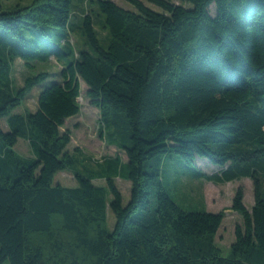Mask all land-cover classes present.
Here are the masks:
<instances>
[{
	"label": "trees",
	"instance_id": "16d2710c",
	"mask_svg": "<svg viewBox=\"0 0 264 264\" xmlns=\"http://www.w3.org/2000/svg\"><path fill=\"white\" fill-rule=\"evenodd\" d=\"M127 1L134 9L86 0L96 9L79 16L75 0L0 5V264H264V0H148L160 11ZM53 57L61 79L44 86L36 110L15 112L50 75L18 87L15 61L36 69ZM81 79L100 135L126 161L76 168L72 132L62 128L81 111ZM20 137L32 156L14 149ZM172 153L218 164L221 172L200 171L216 183L253 180L251 209L242 186L233 199L242 222L228 256L216 241L225 212L184 209L168 192L162 171ZM65 169L76 186L54 183ZM118 176L131 181L127 204Z\"/></svg>",
	"mask_w": 264,
	"mask_h": 264
},
{
	"label": "rangeland",
	"instance_id": "374dc122",
	"mask_svg": "<svg viewBox=\"0 0 264 264\" xmlns=\"http://www.w3.org/2000/svg\"><path fill=\"white\" fill-rule=\"evenodd\" d=\"M31 0H0V5L4 8L15 6L17 3H27ZM119 5L134 9V6L127 0H115ZM149 7L160 11V7L156 4L143 0ZM177 4L190 6L185 0H172ZM94 8V4H88L86 0H75L74 12L79 16L83 10ZM98 10V9H97ZM210 12L215 15L217 10L215 5H211ZM98 13V11H97ZM76 16L72 18L73 23L76 21ZM96 20V28L101 37L105 36L106 30L102 29L100 19H104L102 15L100 18L94 12ZM73 39L76 42L77 49L84 47V38L80 28H76L73 33ZM15 67V84L20 86L24 83V79L28 75H34L41 70L50 73L49 78L43 83L38 84L29 94L22 105L15 109V112H26L29 110L37 109V99L40 91L50 83L61 79V68L58 60L53 57L49 62L36 63L34 69L29 67L22 59H17L14 63ZM81 92L79 97L81 104V111L67 119L62 129H69L72 132V141L68 146V150L74 153L78 158L76 168L83 171L84 167L88 169H98L99 164L103 163L106 158L120 156L123 161L127 160V155L124 150L116 145L106 142L100 135V110L90 103L86 95L87 85L81 79ZM3 127L8 129L6 118L2 120ZM14 149L24 155L32 156V148L28 140L20 137L15 144ZM222 170L218 164L213 163L206 157L197 156L193 164L184 162L176 153H172L168 159H165L162 171L166 188L171 194L172 198L184 209L187 210H207L211 212L224 211L225 217L223 224L219 229L216 241L222 248L223 255L228 256L231 252V244L235 241V227L238 223L242 222L241 215L232 209L233 199L237 189L242 186L244 189V203L249 209L255 202L253 180L250 177L232 180L226 183H216L215 181L208 180L200 174V171L206 173H217ZM61 183L67 186H76L77 179L75 173L70 169L61 170L56 173L54 183ZM94 182L98 185H107L105 178L95 179ZM115 183L122 192L123 204H127L131 196V181L123 178L116 177ZM111 198V195L109 196ZM116 223V216L112 210H108L107 226L109 230H113Z\"/></svg>",
	"mask_w": 264,
	"mask_h": 264
},
{
	"label": "crops",
	"instance_id": "0c3cea01",
	"mask_svg": "<svg viewBox=\"0 0 264 264\" xmlns=\"http://www.w3.org/2000/svg\"><path fill=\"white\" fill-rule=\"evenodd\" d=\"M221 172V171H220ZM254 204V203H253ZM247 206V205H246ZM223 224V223H222ZM222 226V225H221ZM221 228V227H220Z\"/></svg>",
	"mask_w": 264,
	"mask_h": 264
}]
</instances>
